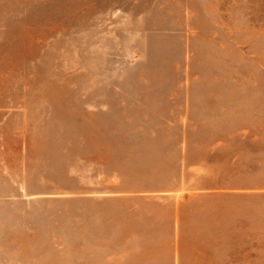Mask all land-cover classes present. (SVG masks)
Listing matches in <instances>:
<instances>
[{
	"label": "rangeland",
	"instance_id": "obj_1",
	"mask_svg": "<svg viewBox=\"0 0 264 264\" xmlns=\"http://www.w3.org/2000/svg\"><path fill=\"white\" fill-rule=\"evenodd\" d=\"M252 171L264 264V0H0L1 251Z\"/></svg>",
	"mask_w": 264,
	"mask_h": 264
},
{
	"label": "crops",
	"instance_id": "obj_2",
	"mask_svg": "<svg viewBox=\"0 0 264 264\" xmlns=\"http://www.w3.org/2000/svg\"><path fill=\"white\" fill-rule=\"evenodd\" d=\"M251 173L234 176L243 179L233 186L241 192L240 205L221 201L228 175H214L221 180L206 183L203 196L125 208L110 229L108 250L84 238L82 249L55 250L56 240L44 232L14 237L11 250H0V264H255L260 210L254 196L260 186ZM69 259L77 261H62Z\"/></svg>",
	"mask_w": 264,
	"mask_h": 264
}]
</instances>
